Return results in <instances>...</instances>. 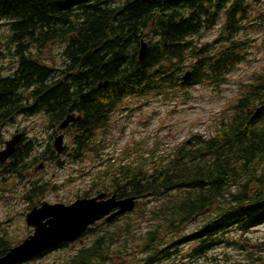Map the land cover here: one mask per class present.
<instances>
[{
    "label": "trees",
    "instance_id": "obj_1",
    "mask_svg": "<svg viewBox=\"0 0 264 264\" xmlns=\"http://www.w3.org/2000/svg\"><path fill=\"white\" fill-rule=\"evenodd\" d=\"M262 2L0 0V31L6 32L0 36V62L12 58L17 66L9 75L0 74V146L4 128L19 116L43 115L56 131L70 115H81V121L69 127L76 130L77 161L94 151L97 131L108 128L125 99L225 85L247 60V42L237 34L245 29L252 8ZM215 29L216 39L201 42ZM144 40L148 48L140 62ZM53 43L64 45L62 68L50 67L41 56ZM236 102L233 115L216 135H194L152 168L130 163L116 168L110 183L99 180V194L161 200L150 210L157 222L145 233L148 264L168 258H158L172 247L166 246L163 235L180 234L198 217L204 218L202 224L185 238L198 243L195 255L233 228L247 234L264 223V113L254 117L264 105V73ZM27 140L0 164L1 175L22 176L44 160L62 167L51 145L41 153L40 142ZM46 187L31 184L25 196L31 203L28 210L40 205L35 201L45 197ZM142 204L137 202V208ZM106 242L105 235L98 237L73 263L106 264L111 250ZM13 247L0 229V257Z\"/></svg>",
    "mask_w": 264,
    "mask_h": 264
},
{
    "label": "rangeland",
    "instance_id": "obj_2",
    "mask_svg": "<svg viewBox=\"0 0 264 264\" xmlns=\"http://www.w3.org/2000/svg\"><path fill=\"white\" fill-rule=\"evenodd\" d=\"M244 24L245 29L237 35L247 42V60L228 76L225 85L219 88L196 86L187 91L127 98L111 116L108 128L97 131L94 151L85 153L80 160H73L76 130L70 128L64 131L65 154H56L62 167H58L56 162L39 161L33 163L28 171H23L22 176L1 175L0 168V229L4 230L13 246L33 234V228L28 227L26 222L31 203L25 199L32 183L47 184L46 188L49 189L45 197L35 201L40 204L36 206L44 203L71 205L78 199L86 198V194L87 198L98 196V188L102 183H110L116 168L120 166L133 163L152 168L194 135L204 138L216 135L221 123H227L233 115V105L245 87L264 73V0L261 5L252 8ZM3 34L6 32L1 30L0 36ZM217 37L218 29H215L205 33L201 42ZM63 48V44L53 43L41 56L50 67L62 68ZM16 67V60L4 59L0 62V68H3L0 74L9 75ZM55 130L49 127L43 115L18 117L14 124L4 128L0 149L15 134L22 133L26 139L40 142L43 145L41 153H44L49 145L54 149L55 140L60 134L58 128ZM44 157L48 158L49 152ZM41 165L43 167L39 168ZM102 172H107V176L101 175ZM140 201L143 204L133 213L112 223L102 222L94 226L97 234H91L87 242H94L105 235L106 241L114 243L108 257L105 256L108 263L148 264V254L143 252L145 233L157 222L150 210L160 206L161 200L147 198ZM203 219L196 218L178 235H163L166 246L172 247L158 257L168 255V258L160 259L156 264H264V223L247 234L233 228L220 235L214 245L201 255L193 254L198 243L185 238L197 230ZM77 248L78 245H75L57 250L24 264H74ZM116 255H120V258Z\"/></svg>",
    "mask_w": 264,
    "mask_h": 264
},
{
    "label": "water",
    "instance_id": "obj_3",
    "mask_svg": "<svg viewBox=\"0 0 264 264\" xmlns=\"http://www.w3.org/2000/svg\"><path fill=\"white\" fill-rule=\"evenodd\" d=\"M147 48V43L142 41L139 51L140 62L144 61ZM263 113L264 105L258 108L254 117H259ZM80 121V117L70 115L59 126V131H64L71 124ZM23 139V134L18 133L5 142L3 149L0 150V164L10 160ZM54 149L58 155L63 154L65 150L63 134L57 136ZM42 167L43 165L39 168ZM137 201L139 200L136 196L118 199L116 195L102 193L93 198L78 199L71 205L44 203L35 207L26 217L28 227L33 228V234L13 247L6 255L1 256L0 264H22L63 243L75 242L96 223L102 220L111 223L117 218L133 213Z\"/></svg>",
    "mask_w": 264,
    "mask_h": 264
},
{
    "label": "flooded vegetation",
    "instance_id": "obj_4",
    "mask_svg": "<svg viewBox=\"0 0 264 264\" xmlns=\"http://www.w3.org/2000/svg\"><path fill=\"white\" fill-rule=\"evenodd\" d=\"M77 116H79V117L81 118V115H77ZM95 229H96V228H93L92 231H93V230L95 231ZM91 234H93V233H89V232H88V233L84 234L83 236H81L76 242L61 244V245H59L58 247H56L55 249H53V250H51V251H49V252H47V253H45V254L39 256V257H37L36 259H40V258L46 256L47 254L51 253V252H54V251H57V250L60 251V250H62V249H66V248H68V247L75 246V245H76V246L78 245V248L76 249V251H78V252H79L80 250L84 249V248L92 247L93 242H91V243L87 242L88 239L90 238ZM95 234H97V232H96V233L94 232L93 235H95ZM106 245H107V247H110L111 250H112V246L114 245V243L106 242ZM111 250H110V251H111ZM108 255H109V253L107 254V257H108ZM116 257H117V258H120V255H116ZM33 260H35V259H33ZM33 260H32V261H33ZM106 263H107V264H111V263H108L107 261H106ZM115 264H116V263H115Z\"/></svg>",
    "mask_w": 264,
    "mask_h": 264
},
{
    "label": "bare ground",
    "instance_id": "obj_5",
    "mask_svg": "<svg viewBox=\"0 0 264 264\" xmlns=\"http://www.w3.org/2000/svg\"><path fill=\"white\" fill-rule=\"evenodd\" d=\"M116 110H117V109H116ZM19 117H20V116H19ZM23 117H24V116H23ZM35 117H36V116H35ZM20 118H22V117H20ZM14 155H15V154H14ZM12 157H13V156H12ZM12 157H11V158H12ZM31 157H32V156H31ZM118 233H119V232H118ZM115 234H116V233H115ZM168 252H169V251H168ZM100 257H102V256H100ZM69 259H70V258H69ZM76 262H77V261H76ZM81 262H82V261H81Z\"/></svg>",
    "mask_w": 264,
    "mask_h": 264
}]
</instances>
